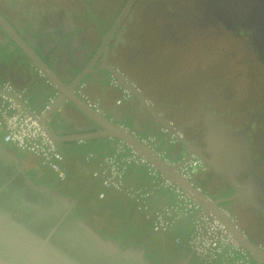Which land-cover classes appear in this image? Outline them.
Wrapping results in <instances>:
<instances>
[{
  "label": "flooded vegetation",
  "instance_id": "flooded-vegetation-1",
  "mask_svg": "<svg viewBox=\"0 0 264 264\" xmlns=\"http://www.w3.org/2000/svg\"><path fill=\"white\" fill-rule=\"evenodd\" d=\"M191 34L199 40L242 38L241 47L233 43L232 57L251 49L264 64V0H0V69L7 64H20L21 57L37 70L43 60L52 67L75 68L90 57L81 74H72V82L92 65L99 66L95 70L108 73L107 69L126 71L124 82L116 77L113 82L122 84L128 97L136 98L135 109L145 121L153 118V133L157 124L159 136H148L152 146H175L170 153L159 148L166 157L168 153L171 161L198 159L203 170L191 175L189 185L216 203L222 213L229 214L240 231L241 223L246 231L241 232L264 252V110L247 105L241 112L236 92L219 88L215 80L207 78L188 86L189 102L169 105L170 98L164 90L151 85L153 90L148 93V80L137 71L142 67L139 55L155 49L161 57L169 56L168 62H175L179 57L176 51L187 48ZM1 81L4 78L0 76ZM7 82L10 83L4 81ZM222 91L227 93L223 95ZM224 103L229 107L222 109ZM89 105L97 106L87 102ZM213 115L219 116L230 132L213 125L214 119L209 118ZM165 120L174 127H166ZM210 124L226 138L234 137L232 141L239 152L240 144L243 146L241 159L237 157V165L228 175L222 168L207 166L201 158H211L205 142L206 125ZM177 127L182 130L176 131ZM183 138L194 154L181 143ZM171 153L180 156L175 158ZM159 192L162 191L157 196ZM91 203L96 205L94 199ZM185 224L182 221L177 227ZM175 250V257L168 264H198L190 249Z\"/></svg>",
  "mask_w": 264,
  "mask_h": 264
},
{
  "label": "water",
  "instance_id": "water-1",
  "mask_svg": "<svg viewBox=\"0 0 264 264\" xmlns=\"http://www.w3.org/2000/svg\"><path fill=\"white\" fill-rule=\"evenodd\" d=\"M41 66L40 68L47 73ZM107 70L113 74L110 69ZM17 102L25 111L22 103L19 100ZM209 118L214 119L215 126L221 131L227 129L221 118L215 116ZM97 120L99 122L100 118H96ZM39 123L55 142L44 121L41 120ZM99 124L102 125L100 122ZM164 124L166 127L170 125L166 120ZM214 129L219 132L218 129L212 128L211 124L206 125L205 142L211 158L205 160L200 157L207 166L214 169L222 168L228 175L237 165L234 160L240 157L243 146L240 144L239 152L232 141L234 137L226 138L219 132L221 138H217L218 133L214 132ZM178 130L182 129L177 127L176 131ZM227 131L230 132L228 129ZM114 135L122 143L143 155L160 172L167 173L166 177L184 194L221 222L238 246L250 255L253 262L264 264V252L229 221L217 208L216 203L210 202L199 189H194L189 183L180 180L173 169H168L160 160L154 156L153 158L151 155L153 152L141 144L130 130L116 129ZM211 137L219 144L218 150L223 154L222 158L216 157L209 148L212 144L209 142ZM181 143L186 146L189 153H195L185 138L181 139ZM244 147L247 149L245 142ZM21 160L17 151L4 145L0 140V264L148 263L144 257L147 253L144 244L121 247L118 240L105 238L93 222L74 215L76 201L72 197L31 179L21 167ZM231 180L234 181L233 178Z\"/></svg>",
  "mask_w": 264,
  "mask_h": 264
},
{
  "label": "crops",
  "instance_id": "crops-1",
  "mask_svg": "<svg viewBox=\"0 0 264 264\" xmlns=\"http://www.w3.org/2000/svg\"><path fill=\"white\" fill-rule=\"evenodd\" d=\"M89 59L83 60L81 66L75 68L52 67L46 60H43L39 61L37 70L35 66L21 57L20 64L4 65L0 69V76L4 78V81H10V84L21 92V102L25 112L38 113L50 98L54 99L53 105L41 120L53 134L57 148L63 154L62 166H66L74 179L83 186L77 196L80 197L83 194L94 198L95 185H98L100 181L93 177L92 173L97 169L98 160L103 154L112 151L114 144L121 142L114 135V130H130L137 140H141L150 139L148 136L153 134L154 137L159 136L160 129L155 130L156 124L153 133V118L148 119L147 117L145 121L140 111L135 109L136 98L128 97L122 84L115 85L113 82L116 78L119 82H124L126 71L118 72L113 69L112 74L103 69L97 71L95 69L99 66L92 65L79 78L77 77L75 82H72L74 77L72 74L78 75L81 69L88 64ZM40 66L47 70V73ZM138 85L141 87L140 84ZM147 87L149 88L148 93L151 94L150 90H153L151 84ZM135 95H137L136 92ZM117 101L120 103L118 104ZM87 102L97 104L99 111L95 112L88 107ZM96 118H100L99 122L102 125L98 120L96 121ZM168 147L173 149L175 146ZM80 148L86 151V156L80 157L73 153ZM17 153L22 158L21 167L26 173L34 172L39 176L42 174L44 168L38 158L19 151ZM177 154H172V156L177 158L180 156ZM149 183L143 168L131 167L126 173V185L145 186ZM106 193L108 207L121 210L123 213L127 210L129 202L122 195L113 191H105ZM258 247L261 248L259 245Z\"/></svg>",
  "mask_w": 264,
  "mask_h": 264
},
{
  "label": "built area",
  "instance_id": "built-area-1",
  "mask_svg": "<svg viewBox=\"0 0 264 264\" xmlns=\"http://www.w3.org/2000/svg\"><path fill=\"white\" fill-rule=\"evenodd\" d=\"M21 96V92L8 82L0 88L1 142L16 151L38 158L41 164L50 170L58 180H64L65 172L61 167L63 154L39 123L40 118L53 104V99H49L40 114L35 115L28 114L21 108L17 102V100L22 101ZM89 107L95 112L99 111L96 105H89ZM140 143L150 151H155L152 143L142 139ZM156 156L163 159L166 166L173 169L178 178L187 183L190 182L191 175L202 168L201 162L194 157L171 161L163 152L157 153ZM130 167L144 169L150 181L148 190L126 186L125 174ZM92 176L100 180L103 191L98 195L99 199L104 198L105 191H113L133 200L139 204L143 211L148 209L141 206L146 200L155 198L158 191L164 190L171 193L176 202L163 205L154 212L152 231L166 232L173 226L191 218L188 246L199 260L211 264H250L253 262L250 255L238 246L217 218L196 204L176 184L156 169L150 161L144 156H140L139 152L130 146L122 142L116 143L113 152L102 159L100 169L94 171ZM225 215L235 225L229 214ZM175 242L178 243V240ZM255 263L262 264L257 261Z\"/></svg>",
  "mask_w": 264,
  "mask_h": 264
},
{
  "label": "rangeland",
  "instance_id": "rangeland-1",
  "mask_svg": "<svg viewBox=\"0 0 264 264\" xmlns=\"http://www.w3.org/2000/svg\"><path fill=\"white\" fill-rule=\"evenodd\" d=\"M174 8L179 9L177 6ZM162 27L163 25L160 31ZM196 39L198 38L195 34L189 36L187 48L191 50L186 47L188 51L185 48L177 50L179 57L175 62H168L169 56L161 57L156 49L153 52L147 51L140 54L142 67L137 71L146 77L148 84L164 90L169 95L170 101L167 103L169 105L172 102L179 105L189 102L188 86L207 78L215 80L219 88L226 87L232 94L236 92L237 100H239L237 104L241 112L245 111L247 105L264 110V64L257 59L251 49H248V52H240L241 54H237L236 58L231 55L234 44L238 47L242 46L240 41L242 38H228L230 42L222 38L218 40L204 38V40L198 39L199 41ZM167 69H170V74ZM221 93L224 95L227 91ZM224 104L222 109L229 107L226 103ZM109 208L119 216L123 214L121 210ZM239 227L242 232L245 231L241 223ZM146 250L148 251L147 246ZM174 257L175 255L170 260ZM170 260H167L165 264H168Z\"/></svg>",
  "mask_w": 264,
  "mask_h": 264
},
{
  "label": "trees",
  "instance_id": "trees-1",
  "mask_svg": "<svg viewBox=\"0 0 264 264\" xmlns=\"http://www.w3.org/2000/svg\"><path fill=\"white\" fill-rule=\"evenodd\" d=\"M1 83H4V81H1L0 84ZM156 148L158 150L164 148L168 153H170L171 150L169 147H164L162 145H160V149L158 147ZM112 152L113 150L107 152L106 154H103L100 157V160H98L99 162L97 164V169L95 171H98L100 169L102 159L110 155ZM73 153H75V155H79L80 157L83 155L86 156V151L82 148L75 150ZM168 153L167 157H169ZM61 167L65 172V179L61 181L58 180L55 175L45 166H43L44 169L40 176L39 174L34 172H30L27 174L31 179L36 180L37 183L50 186L56 190H59L64 195L72 197L76 201L74 215L89 222H93L96 226L99 227L100 232L103 233L105 238L118 240L121 247L128 245L139 246L145 244L148 247V251L144 256L145 260L148 262L147 264H165L167 260H170L172 258V256L174 255L173 252L176 251V248H184L185 250L189 251L188 241L191 233V218H188L186 220L187 224L180 227L173 226L169 231L161 233L152 231L154 212L163 205H168L170 203L174 204L176 202L175 197L171 193L160 190L162 192H160L158 196L146 200L141 207H146L148 209L147 211H143L142 208H140L139 204L119 193L129 202V207L127 208V210L124 213L122 212L123 214L120 213L122 215L119 216L118 213L111 210L107 206V193L105 194L104 192V198L106 197L104 200L97 199V195H99L103 191L101 190L102 187L100 182L98 185H95L96 190L94 198H89V196L83 194L78 197L77 195L81 191V187H83L82 184L74 179L73 174L70 173L66 166ZM128 170L129 168L127 169V171ZM149 185L150 183L145 186H126L132 188L138 187L144 190H148L150 188ZM92 199L96 201V205L91 203ZM175 240H178V243H176ZM197 260L198 264H211L203 260L196 259V261ZM192 264L195 263L192 262ZM250 264L256 263L250 262Z\"/></svg>",
  "mask_w": 264,
  "mask_h": 264
},
{
  "label": "bare ground",
  "instance_id": "bare-ground-1",
  "mask_svg": "<svg viewBox=\"0 0 264 264\" xmlns=\"http://www.w3.org/2000/svg\"><path fill=\"white\" fill-rule=\"evenodd\" d=\"M40 8V7H39ZM47 9V8H46ZM50 10V9H49ZM25 16V15H24ZM27 18V17H26ZM212 120V119H211ZM215 123V122H214ZM213 125H215V124H213ZM168 126H170V127H174L173 125H172V123H171V125H168ZM212 126V125H211ZM212 128H213V126H212ZM214 132H216V133H218V131L217 130H215L214 129ZM215 133V134H216ZM216 137L217 138H221L220 137V134H216ZM142 140H145V141H147V142H149V143H152V140L151 139H142ZM209 142L210 143H212L211 144V146L209 147L210 149H212V151L214 152V155L216 156V157H218V158H222V156H223V154L218 150V147H219V144L215 141V139L214 138H210V140H209ZM215 142V143H214ZM214 143V144H213ZM148 149V148H147ZM149 150V149H148ZM157 153H162V152H160V151H158L156 148H155V151L151 154L152 155V157L154 156L155 158H157L158 160H160L165 166H166V164H165V161L163 160V159H160V158H158L157 156H156V154ZM244 153V152H243ZM140 154V153H139ZM140 156H142L143 157V155H141L140 154ZM241 156V155H240ZM153 157V158H154ZM239 158V160L241 159L240 157H238ZM164 159H166L167 161H169L167 158H165L164 157ZM177 161H179V160H177ZM237 161V158L234 160V162H236ZM167 167V166H166ZM168 169H171L170 167H167ZM195 168H198V167H195ZM203 170V168H201L200 169V171H202ZM161 173L164 175V176H167V173H165V172H162L161 171ZM171 175V174H170ZM238 190H240V189H238ZM240 192H242L241 190H240ZM236 193H238V191L236 192ZM244 193V195H245V192L243 191L242 192V194ZM242 197V196H241ZM245 197V196H244ZM248 197V196H247ZM248 199V198H247ZM246 201V200H245ZM250 201V200H249Z\"/></svg>",
  "mask_w": 264,
  "mask_h": 264
}]
</instances>
